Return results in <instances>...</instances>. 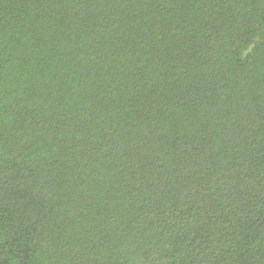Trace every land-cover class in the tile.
<instances>
[{
    "label": "trees",
    "instance_id": "trees-1",
    "mask_svg": "<svg viewBox=\"0 0 264 264\" xmlns=\"http://www.w3.org/2000/svg\"><path fill=\"white\" fill-rule=\"evenodd\" d=\"M0 264H264V0H0Z\"/></svg>",
    "mask_w": 264,
    "mask_h": 264
}]
</instances>
